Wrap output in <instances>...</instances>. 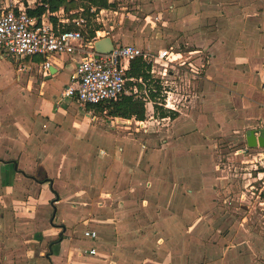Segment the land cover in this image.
Listing matches in <instances>:
<instances>
[{
	"label": "crops",
	"instance_id": "crops-1",
	"mask_svg": "<svg viewBox=\"0 0 264 264\" xmlns=\"http://www.w3.org/2000/svg\"><path fill=\"white\" fill-rule=\"evenodd\" d=\"M108 1L111 3V0ZM257 15L259 17H253L251 21L241 15L229 19L226 43L219 46L220 66L215 76L224 79L223 86H216L228 91L225 98H229V92L235 94L238 85L248 88L249 92L259 89L257 93L264 102V67L249 64L241 70L235 67L234 62L225 64L223 59L224 51L228 57H237L241 53L246 57L255 54L254 41L264 39V17L259 13ZM222 35L223 32H219V37ZM110 39L117 43L112 37ZM159 50H168L183 58L182 53L172 48ZM4 59L0 54V60ZM36 59L38 62H31L27 58L22 61L30 62L27 66L22 65L26 68L25 72H17L14 68L12 79L4 83L9 82L5 90L0 85V264H35L36 260H42L40 255L36 256V246H42L48 240L45 234L48 227L44 228L42 211L49 207L53 210L49 225L54 230L51 235L53 239L56 238L54 242L58 241L53 254L58 255L59 244L66 238L70 241L73 239L68 237L67 220L72 216L71 224L74 223L76 216L86 210L77 204L84 206L91 199H101L105 204L120 194L118 188L124 180L128 184L127 197L149 204L152 208L146 212L156 217L155 224L161 227H155L153 232L158 234V230H162L165 233L161 238L164 243L162 250L169 251L166 256L170 259L167 261V257L156 264H177L180 261L186 264L184 261L188 258L186 253L189 246L206 251L213 248L217 253L216 260H205L202 264H253L256 261L261 246L246 242L247 251H239L238 248L243 245L235 239L237 224L233 221L236 220V212L232 211L235 208L228 206L232 210L227 215L222 210V202L227 200L223 191L227 179L222 170V160L214 159L213 138L220 133L226 115L216 102L218 95L212 92L217 87L210 85L208 107L203 104L198 106L197 96L192 94L197 77L186 79L184 93L188 97L179 113H171L179 117L171 118L172 125L165 132L166 136L170 135L176 140H165L163 152L162 149L149 150L144 155L149 156L147 163L143 161V168L149 175L146 178L137 167L143 153H140L141 148L134 133L139 134L140 131L134 127V132L125 133L124 130L129 128L113 127L115 121L130 124L135 121L134 118L108 117L106 110L100 112L92 105L83 107L74 99L59 101L61 91L69 85L74 74L77 58L54 56L50 74L45 76L38 74L33 66L41 61L38 57ZM66 61L73 62L69 73ZM229 76L232 80L239 79L238 83L227 80ZM150 78L149 75L145 82ZM137 86L142 89V85ZM10 87L13 89L9 92ZM1 95H5L6 100L1 99ZM263 124L256 128L264 130ZM108 129L116 130L115 137L111 138L113 142L125 143L127 151L129 148L131 150L129 156H124L126 149L122 146H117L113 155L103 148H92L94 144L109 139ZM243 142L245 147L246 142ZM127 163L133 164V167L127 169L129 174H124ZM56 185L64 187V191L58 190ZM69 188H73L74 192L67 194ZM65 192L64 204L61 195ZM245 205L241 207L248 210ZM156 208L161 211L156 213ZM47 216L48 212L45 213ZM59 219L60 224H57ZM238 225L243 227L242 224ZM120 228L117 227L119 232ZM59 229L62 233L57 231ZM88 230L96 232L94 229ZM122 230V233L127 231L126 228ZM206 232L212 235L205 242L206 238L203 239L202 235ZM125 238L128 239V236H121L120 242ZM83 239L89 243L85 246L77 241L82 246L80 250L77 249L78 258L92 260L95 264H114L109 260L110 255L97 250L98 234L94 240ZM136 240L140 242L141 239ZM71 246L74 247L72 242ZM91 248L95 249V255L87 253ZM146 260L150 261V258H144Z\"/></svg>",
	"mask_w": 264,
	"mask_h": 264
},
{
	"label": "rangeland",
	"instance_id": "rangeland-1",
	"mask_svg": "<svg viewBox=\"0 0 264 264\" xmlns=\"http://www.w3.org/2000/svg\"><path fill=\"white\" fill-rule=\"evenodd\" d=\"M2 2L4 0H0V7L4 5ZM76 4V8H72L68 12L64 11V14H67L70 20L68 25L71 28L81 30L85 39L89 38L90 31L96 28V30H103L108 33L107 36L109 38L112 37L119 45L134 44L153 53L158 49L172 48L173 51L182 53V60L186 61V66L191 64V67H202L200 68V75L194 79L195 90L192 94L197 96L196 105L200 106L203 104L207 108L210 99L208 98L210 96V85L217 87V90L214 88L212 92H215L216 96L218 95L216 102L219 107L223 108L224 111L221 110L226 115V118L223 121L221 120L220 133L214 135L213 138L215 140L213 151L216 152L214 159L222 160V170H224V175L227 179V185L223 188L226 193L225 199L227 200L225 203L222 202L224 206L222 210L227 215L235 208L232 210L236 212V220L235 222L233 221V223L237 224V230L235 229L234 231L237 234L235 239H237V243L243 245L238 248L240 249L239 251L242 253L247 251L246 242L261 246L262 250L253 264H264V207L258 205L259 200L257 198L261 185L260 183H254L255 189L251 191L247 186L249 181H251L249 173L254 169L255 165L259 166V160L256 158L257 162L246 163V159H252V157L236 154V151L244 146L245 134L249 130L254 129V127L256 128L257 125L264 123L263 98L257 93L259 89H254V92L251 91V93L247 90L248 88L239 87L238 85L235 90L236 93L231 94L229 92V98H225V92L228 93V91L226 89L222 91L219 86H216H223L225 83L224 79L215 77L220 66L218 63L219 48L226 43V34L230 25L229 19H234V17L241 15L251 21L253 17H259L257 13L264 17V14H262L264 12V0H111L113 7L102 14L96 12L97 15L92 12L87 14L83 10L85 7L82 0H77ZM148 16L149 18L146 19ZM72 19L76 20L80 27L77 24H72ZM79 19H83L84 22L81 23ZM221 31L223 35L219 37V32ZM254 43L256 52L253 56L246 57L244 53H241L237 57H228L227 52L224 51V63L234 62L235 67L241 70L245 67L247 68L249 64L254 65L253 67L261 65L264 67V39H257ZM27 59L31 62L37 61L36 58ZM71 62H65L67 71H71L70 67L73 63ZM18 64L27 66L30 62H18L8 57L0 60V85H2L4 90L9 82L4 83L12 79L14 68ZM178 76L183 80L181 85L184 86L186 78L190 79L191 75L183 69L180 70ZM227 80L234 83L239 81L237 78L232 80L230 76ZM128 82L126 83L127 89L133 85L128 84ZM145 84L148 88L152 83L147 81ZM12 89L10 87L9 92ZM233 89L232 87L231 91ZM140 91H143V87ZM1 99L6 100L5 95H1ZM106 115L109 117V114ZM178 117L179 115L177 114L171 118L175 119ZM171 125L170 122H161L156 127H150L149 132L146 134L142 131L139 134L134 133L137 135L135 138L141 148L140 153H143L137 166L142 176L145 175L144 177L146 178L149 176L147 170L143 168V161L147 163L149 156L144 157V155L153 150L162 149L163 152L165 140L167 142L176 140V138L169 137L170 135L166 136L165 132ZM113 127L129 128L124 130L125 133L128 131L134 132L135 129L134 122L129 124L124 121H115ZM107 131H109V139L111 141L109 142L108 139L107 141L96 143L92 148H95V150L96 148H103L110 155H113L115 150H117L116 147L122 146L126 149L124 156H129L131 150L129 148L127 151L125 143L122 141L113 142L111 136L115 137L116 130L108 129ZM125 167L124 174H129L130 172L127 169L132 168L133 164L127 163ZM56 188L61 192L65 189L61 185H56ZM127 190L128 184L124 180L118 188V193L120 194L112 200L106 201L105 204L102 203L101 199L86 201L87 204L84 206L83 204H77L86 210L76 216V220L72 224L73 219H71L72 216L70 215V219L67 220L69 225L68 237L71 236L73 239L70 241L66 238L63 243L59 244L58 255L53 254L54 246L57 243L54 242L56 238L53 239L51 235L54 230L49 227L53 210L50 207L47 210L43 208V225L44 228L48 227V232L45 233L48 240L43 243L44 245L36 246V256L39 257L40 255L42 260H36L35 264H95L92 260L77 257V249L80 250L82 248L77 241L84 243L85 246L89 243L87 242L88 240L84 241L82 237L87 229H94L97 232L99 236L97 250L110 255L109 260H112L114 264H156L163 262L165 258L167 259L168 256L166 255L169 254V251L162 250L164 243L161 240L165 233L162 230H158V234L153 232L155 227L157 229L161 227L155 224L156 217L150 212H146V210L152 208H150L149 204L147 205L142 201L138 203L130 200L127 197ZM73 192L74 189L69 188L67 194ZM252 193L254 194L252 195ZM67 194L65 192L61 195L63 202ZM244 204L249 208L248 210H244L241 207ZM228 206L232 209H228ZM61 210L63 211L64 208H61ZM154 211L159 213L161 210L156 208ZM46 212H48L47 217H45ZM38 218L40 219V216ZM57 224H60V219ZM238 224H242L243 227H239ZM55 227L59 228V226ZM117 227L121 230L126 228L127 231L122 233L120 230L119 232ZM57 231L62 233L61 229ZM211 235L210 232H206L202 235V238H206V242ZM121 236H128V239L125 238L120 242ZM136 239L141 240L137 242ZM71 242L74 247L71 246ZM50 243L54 244L50 247ZM159 247L160 249H158ZM186 254L188 255V258L184 261L186 264H202L205 260H216L217 257V253H214L213 248H209L206 251L204 248L189 246ZM29 256L31 257V254ZM146 257L150 258V261H144ZM169 259L168 257L167 261ZM177 264H181V261Z\"/></svg>",
	"mask_w": 264,
	"mask_h": 264
},
{
	"label": "built area",
	"instance_id": "built-area-1",
	"mask_svg": "<svg viewBox=\"0 0 264 264\" xmlns=\"http://www.w3.org/2000/svg\"><path fill=\"white\" fill-rule=\"evenodd\" d=\"M2 3L4 5L0 7V54L3 57L18 62L26 58L38 57L41 59L40 63L33 66L36 67L38 74L44 76L50 74L51 60L54 56L76 57L74 74L70 78L69 85L61 91L59 101L74 99L85 107L117 102L123 96L140 99L144 103L145 119L143 121L134 119V127L144 134L149 132L150 127H156L161 122H170L171 113H179L181 105L188 97L184 93L185 85H181L183 80L178 76L180 70L188 71L193 78H198L200 75L202 67H191V64L186 66L187 63L182 60L183 58H178L168 50L153 53L135 45L115 43L109 53H96L93 43L108 37V33L96 30L92 38L85 39L78 28L66 30L65 26L70 22L68 15L64 14L63 8L51 12L49 0H4ZM40 7L44 12L39 15H29L27 12L36 11ZM91 12L94 13V10ZM103 12L104 10H100L99 14ZM79 21L84 22L83 19ZM71 23L80 27L74 19ZM134 61H140L149 68L146 74L151 77L148 80L152 83L150 87L147 88L141 78H127L126 73ZM16 71L25 72L26 68L18 64ZM127 81L133 83L128 89ZM138 84L142 85V92L138 89ZM151 93L155 95L153 100L150 98ZM161 111L165 112L166 116L160 117ZM236 154L252 157L246 159V163L257 162L256 158H258L259 166L255 165L250 171L251 181L247 186L251 191L255 189L254 183H260L258 205L264 207V149L251 150L245 146L236 151ZM83 237L94 240L97 234L88 230L83 233ZM87 253L95 255L96 251L91 248Z\"/></svg>",
	"mask_w": 264,
	"mask_h": 264
},
{
	"label": "trees",
	"instance_id": "trees-1",
	"mask_svg": "<svg viewBox=\"0 0 264 264\" xmlns=\"http://www.w3.org/2000/svg\"><path fill=\"white\" fill-rule=\"evenodd\" d=\"M84 3V11L88 14L91 10H94L93 14L99 12L100 10H107L112 7L113 4L109 3L108 0H82ZM77 0H49V7L51 12H55L60 8H63L65 12H68L72 8H76ZM29 15H39L44 12L42 7L37 8L36 11H27ZM66 30H71V26H65ZM94 31L96 28L90 31L89 38L94 36ZM149 70L148 67H145L141 64L140 61H134L130 65V69L126 73L128 79H139L141 78L144 82L148 79L149 75L146 74V71ZM128 84H133L128 82ZM155 97L154 94H150V98L153 100ZM90 106V105H89ZM95 107L100 112L107 111L109 116L118 117L122 119H131L134 118L137 121H143L145 119V108L144 103L140 99H135L132 96H123L119 101L106 103L104 105H95ZM166 116L165 112H160V117ZM173 117L174 115L171 114ZM60 238H62L60 236ZM58 242V241H56ZM54 243H51V247Z\"/></svg>",
	"mask_w": 264,
	"mask_h": 264
},
{
	"label": "water",
	"instance_id": "water-1",
	"mask_svg": "<svg viewBox=\"0 0 264 264\" xmlns=\"http://www.w3.org/2000/svg\"><path fill=\"white\" fill-rule=\"evenodd\" d=\"M114 44L115 43L109 37H106L95 41L93 43V48L96 53L107 54L113 49ZM245 142L248 149H264V130H249L245 134Z\"/></svg>",
	"mask_w": 264,
	"mask_h": 264
}]
</instances>
